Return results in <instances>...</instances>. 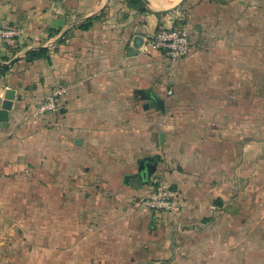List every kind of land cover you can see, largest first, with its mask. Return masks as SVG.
Masks as SVG:
<instances>
[{"label": "crops", "instance_id": "crops-1", "mask_svg": "<svg viewBox=\"0 0 264 264\" xmlns=\"http://www.w3.org/2000/svg\"><path fill=\"white\" fill-rule=\"evenodd\" d=\"M142 3L145 11L128 0H0V23H20L26 31L14 45L0 43V64L8 66L0 71V107L9 91L14 95L10 120L0 126V195H17L24 183L44 190L64 184V264H264V143L246 142L242 128L236 139L238 185L249 161L253 169L247 187L228 195L223 147L229 141L214 139L225 177L213 182L201 175L206 165L200 173L187 154L190 141L204 138L198 140L196 131L180 135L181 116L173 111L188 90L198 93L196 104L207 98L227 104L223 61L232 55L240 57L237 104L251 103L255 111L262 103L264 0ZM92 16V26L81 28ZM180 19L195 47L188 56L172 62L161 50H144L161 25ZM218 39L221 47L215 46ZM41 45L50 48V58L27 61V52ZM249 55L254 59L246 79L243 60ZM246 81L251 95L245 94ZM57 86L65 88L60 112L30 117L24 109ZM216 86L215 99L206 92ZM153 94L163 108L146 107ZM223 108L188 115L222 119L228 115ZM44 119L55 126L44 127ZM62 128L59 139L44 138ZM250 144L256 152L251 160ZM148 159L157 160L152 176L180 191L177 211L136 202L153 187L152 176L142 175ZM2 199L0 264H14L5 250L13 247L21 224L8 218Z\"/></svg>", "mask_w": 264, "mask_h": 264}, {"label": "rangeland", "instance_id": "rangeland-1", "mask_svg": "<svg viewBox=\"0 0 264 264\" xmlns=\"http://www.w3.org/2000/svg\"><path fill=\"white\" fill-rule=\"evenodd\" d=\"M216 41L217 43L215 46L221 47L222 44L219 39ZM228 58L229 60L224 59L223 61L227 64V70L229 72V76L226 78L228 80L227 86L229 87V102L227 104H220L218 102L219 98L217 97L220 95V89L216 86L209 87L206 92L207 95L215 99L217 98L215 101H208L207 98L206 101L202 99L203 103L200 105L196 104L194 102V96H198V93L194 94V90H188L184 98L175 105L173 111L181 116L179 124L176 127L180 135L188 136L189 131L191 133L196 131L198 140L199 137L204 138L206 144H203L204 142L200 140L198 142L190 141V151L189 153L187 152V154L189 156V161L192 163V168L196 167L199 170L202 163L206 165L207 168L202 173L200 170L199 172L202 176L213 182L219 181L221 177H223V179L225 177V170H223L221 174L220 163L215 160L220 156V147L215 144L214 139H218L220 136L227 138L229 146L227 145V148L223 147V149L225 151L227 150L229 156L228 195H237L240 189L242 190L243 187L245 189L250 183L248 179L250 174H247V171L251 172L253 165L252 162H248L250 167L246 169L244 181L240 179L239 182L241 181V183L238 185L236 139L240 137L242 128H245L244 139L246 142L252 143V138H257L260 139L256 141L259 143L254 142L253 144L258 145L260 142L264 143V98L260 105H255V111H253V104L251 103L237 104L238 77H240L241 74L240 71H238L240 57L239 60H237L238 57L235 55L229 56ZM260 58L261 61H264V57ZM253 59L251 55L244 57L243 61L245 63V68L249 70L245 72L246 79L252 75L250 69H252L251 65ZM220 75H222L223 78L226 77L224 72H220ZM244 87L245 94L250 93L251 95V82L248 83L246 81ZM59 89L60 86L55 87L45 99L37 103L33 108L24 110H26L27 114L31 115L30 117H45L51 112H60L59 98L64 92L57 93ZM261 89H264L263 84ZM49 96H53L57 99L58 108L39 113L38 109L40 105L44 103ZM224 106H227L228 110L226 118L209 119L206 118V116L190 118L188 115L189 112H204L208 114L212 113L213 115L215 111L224 109ZM241 109H243L244 113L240 111ZM30 117L25 120L28 121ZM33 123H35V121ZM17 124H19V121ZM29 126L32 127V124ZM43 126L52 128L55 124L51 120L44 119ZM63 134L64 128L60 129V131H56L55 134L49 132L44 135V138L47 140L59 139ZM253 144H250L252 148L247 153L250 160L254 158L253 155L255 150ZM246 147H249V145H246L245 148ZM257 151L260 150L257 149ZM160 177L161 176H152L150 181L153 183L152 190L164 184L175 190L181 197L180 191L174 185L167 183ZM37 186L38 187L35 188V186L29 183H24L20 185L21 190L16 191L18 193L17 195H0V199L3 198L1 203L2 208H4V210H9L8 218H13L14 220L19 219L17 221L21 224L20 230H17V238L14 241L13 247L5 250V252L8 253V256H14L13 258L11 257L15 259L14 264H64V184L52 185L51 190L40 189V186ZM140 199L141 198H138L136 200L139 202Z\"/></svg>", "mask_w": 264, "mask_h": 264}, {"label": "built area", "instance_id": "built-area-1", "mask_svg": "<svg viewBox=\"0 0 264 264\" xmlns=\"http://www.w3.org/2000/svg\"><path fill=\"white\" fill-rule=\"evenodd\" d=\"M25 32L24 26L20 23H0V43L14 45ZM193 47L187 28L179 20H173L170 26L161 25L143 46L144 50L158 49L163 51L172 62H177L188 56ZM64 91L65 88L60 87L57 93ZM53 96H49L40 105L39 113L58 108L57 99ZM137 203L155 211L169 212L177 211L182 205L180 195L164 184L159 185L155 190H151Z\"/></svg>", "mask_w": 264, "mask_h": 264}, {"label": "water", "instance_id": "water-1", "mask_svg": "<svg viewBox=\"0 0 264 264\" xmlns=\"http://www.w3.org/2000/svg\"><path fill=\"white\" fill-rule=\"evenodd\" d=\"M10 93L6 95V98L3 100L2 105L0 107V126L4 123L9 122L10 120V111L13 109L14 106V95L11 91ZM151 104L157 106V107H164V102L158 98L156 95H152V101L150 103L146 104V107H149ZM161 137H164V133L161 134ZM157 166V160L152 161V159H148L146 163V171L142 172L143 177L145 179L151 178V176L154 174ZM129 175H127V178Z\"/></svg>", "mask_w": 264, "mask_h": 264}, {"label": "trees", "instance_id": "trees-1", "mask_svg": "<svg viewBox=\"0 0 264 264\" xmlns=\"http://www.w3.org/2000/svg\"><path fill=\"white\" fill-rule=\"evenodd\" d=\"M128 1H129V3L132 6H134L137 9H139L141 11H145L146 10L145 7H144V4L142 3V0H128ZM97 16L98 15H96V17ZM93 18H95V16L94 17L93 16L89 17V19L85 23L81 24L80 27L84 28V29H87L90 26H92ZM179 21L181 23H184V20H182V19H180ZM59 42H61V40ZM50 56H51L50 48L47 47V46L41 45V46H38L36 48H33V49L29 50L25 57H26L27 61H31L32 62V61H34L36 59H41V58H48L49 59ZM7 68H8V66L0 64V71H4Z\"/></svg>", "mask_w": 264, "mask_h": 264}]
</instances>
